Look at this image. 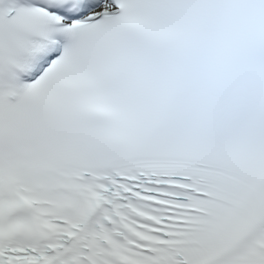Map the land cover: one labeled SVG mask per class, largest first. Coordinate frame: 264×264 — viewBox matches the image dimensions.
I'll use <instances>...</instances> for the list:
<instances>
[{"label": "snow or ice", "instance_id": "obj_1", "mask_svg": "<svg viewBox=\"0 0 264 264\" xmlns=\"http://www.w3.org/2000/svg\"><path fill=\"white\" fill-rule=\"evenodd\" d=\"M0 264H264V0H0Z\"/></svg>", "mask_w": 264, "mask_h": 264}]
</instances>
